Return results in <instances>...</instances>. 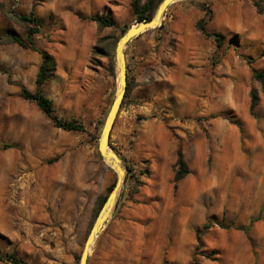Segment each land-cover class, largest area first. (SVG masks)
I'll use <instances>...</instances> for the list:
<instances>
[{"label": "rangeland", "instance_id": "374dc122", "mask_svg": "<svg viewBox=\"0 0 264 264\" xmlns=\"http://www.w3.org/2000/svg\"><path fill=\"white\" fill-rule=\"evenodd\" d=\"M100 1L0 0V36L24 38L31 24L19 17H37L34 45L56 60L42 91L58 117L83 126L57 128L20 95L22 87L35 90L41 56L0 41V249L23 264H78L116 180L97 145L118 87L114 47L137 20L131 0ZM79 15H106L114 25L100 27ZM201 18L208 32L223 35L218 51L215 40L197 29ZM95 45L101 49L93 51ZM263 45V0L176 1L157 27L126 44L129 91L109 145L127 180L87 264H105L102 248L110 242L102 241L108 222L115 221L121 234L131 231L127 224L135 226L134 242L126 243L125 257L119 254L126 264L133 258L137 264H264V85L253 76L264 68ZM252 90L259 96L253 112ZM178 151L188 173L175 180ZM83 155L109 179L88 197L83 214L68 222L54 213L39 181Z\"/></svg>", "mask_w": 264, "mask_h": 264}, {"label": "trees", "instance_id": "16d2710c", "mask_svg": "<svg viewBox=\"0 0 264 264\" xmlns=\"http://www.w3.org/2000/svg\"><path fill=\"white\" fill-rule=\"evenodd\" d=\"M158 3H159V1L157 2V0H144V1L131 0L130 1V7L132 9L133 14L136 17L135 19L137 21H141V20H147L152 16V14H153L155 8L157 7ZM255 5L259 6V11H263L260 8L259 2ZM79 17L80 18H87L91 21H94L100 27H109V26L114 25V22L112 20H110L106 15H89V16L79 15ZM19 19L23 22H28L31 24V26L28 27L25 31V37L22 38L15 33L9 32V33L4 34L3 36H0V41L6 42V43H16L23 48H29V49H32L34 51H37L41 56V61H40V64L38 66V70H37L36 77H35V90L30 91V90L26 89L25 87H22L20 95L24 99L36 103L37 106L51 119V121L55 127L63 129V130H70V131L82 130L83 129L82 124H80L79 121H77L76 119H62V118L58 117L54 111V106H53L51 99H49L42 91L43 84L46 82L47 79H49L51 76H53V74L55 72L56 60L51 53H49L45 50L39 49L34 45L33 36L38 32V28H37L38 19H37V17H35L34 14L31 12L30 15H28V16L22 15L19 17ZM196 27L202 35H204L206 37H212L215 40L216 47H217L216 51H218V48L220 47L222 39H223V35L219 32H208L205 28L204 18H201L197 22ZM152 29H154V28H152ZM150 30H147V31H150ZM143 33H145V32H143ZM141 34H139V35H141ZM138 36H136V37H138ZM232 39H233V41L236 42L237 36L234 35V37ZM99 49H101V48H99L97 45H95L93 47V51H98ZM261 55H264V45H263L262 50H261ZM253 76L257 81H259L262 85H264V68L261 70H255L254 69L253 70ZM128 91H129V82L127 80V86H126L124 98L127 96ZM258 101H259V96H258L256 90H252L250 93V111L251 112H253V109L256 106ZM176 167L177 168H176L175 176H174L175 180L181 179L184 175H186L188 173V170L186 168L185 162L183 161L182 154L180 151L177 152ZM113 185H114V183L112 184V186L108 190L107 194L109 193V191L111 190ZM107 194L104 196L102 203L105 200ZM258 217H257V219H258ZM251 222H252V220H251ZM215 223L221 227L223 226L222 221H216ZM208 227H209L208 224H205L203 226L204 229L208 228ZM242 229H244L245 231H248L249 226L248 227H242ZM212 255H213V253L210 255H206V256L208 258H212L213 257ZM0 261L10 262L12 264H23L17 258L15 253H4V252H2L1 249H0ZM163 264H167L165 260L163 261ZM189 264H201V263L198 261H192Z\"/></svg>", "mask_w": 264, "mask_h": 264}, {"label": "water", "instance_id": "95a60500", "mask_svg": "<svg viewBox=\"0 0 264 264\" xmlns=\"http://www.w3.org/2000/svg\"><path fill=\"white\" fill-rule=\"evenodd\" d=\"M176 1H180V0H161L158 3L153 15L149 19L137 21L136 23L128 27L116 41L114 47V61H115V66L117 68L119 87H117L115 96L111 102V105L104 119L97 145L98 152L101 158L109 167L113 169L116 175V180L113 187L107 194L105 200L101 204L95 216V219L89 229V232L84 240L82 250L79 255L78 264H87L89 249H91L95 237L98 235L99 231L102 229L103 225L109 218L107 217L105 210L107 207L111 206L115 198L116 200H115L114 208L116 207V204L118 202V198L120 196V192L118 191L120 188L119 180L122 179L121 187L125 185L127 180V170L123 166L120 157L109 145V138L113 127V123L117 116L121 102L124 98V94L127 86V68H126L124 48L129 41H131L139 34L157 27L161 23V20L164 16L167 7L171 3Z\"/></svg>", "mask_w": 264, "mask_h": 264}, {"label": "bare ground", "instance_id": "6f19581e", "mask_svg": "<svg viewBox=\"0 0 264 264\" xmlns=\"http://www.w3.org/2000/svg\"><path fill=\"white\" fill-rule=\"evenodd\" d=\"M43 173H45V170L40 169L39 174ZM58 173L54 176L50 175L49 181H39V184L45 186V195L52 199L55 207L54 213H58L60 217L68 222L78 219L83 214L88 197L94 195L97 189L105 188L109 179L104 169L100 165L95 164L86 155L80 161L77 160L71 168L59 171ZM121 182L122 179L119 180V192L122 188ZM115 200L116 198L113 200L111 206L105 210L107 217L114 210Z\"/></svg>", "mask_w": 264, "mask_h": 264}, {"label": "crops", "instance_id": "0c3cea01", "mask_svg": "<svg viewBox=\"0 0 264 264\" xmlns=\"http://www.w3.org/2000/svg\"><path fill=\"white\" fill-rule=\"evenodd\" d=\"M89 2L92 3H101L100 0H89ZM109 228H107V235L104 237V240L102 242L109 243V246L103 245L102 252H104V248L107 251V255L104 254L102 256V259H104L105 264H126V261H123V258L120 257L121 255L125 257L123 254L125 252V245L129 241L130 243L134 242L135 239V226H131L130 224H127L126 228H131L130 232H125V234H121L118 227L120 226L119 221L115 222H108ZM104 227V226H103ZM103 229V228H102ZM134 247V246H133ZM89 259V258H88ZM132 264H137L136 258H133Z\"/></svg>", "mask_w": 264, "mask_h": 264}]
</instances>
